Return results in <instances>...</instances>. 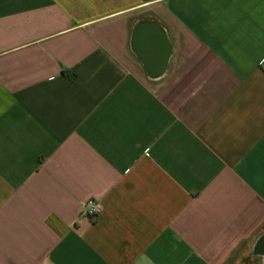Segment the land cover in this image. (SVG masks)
<instances>
[{"label":"crops","instance_id":"0c3cea01","mask_svg":"<svg viewBox=\"0 0 264 264\" xmlns=\"http://www.w3.org/2000/svg\"><path fill=\"white\" fill-rule=\"evenodd\" d=\"M263 58L264 0H0V264H264Z\"/></svg>","mask_w":264,"mask_h":264},{"label":"built area","instance_id":"2783aa9c","mask_svg":"<svg viewBox=\"0 0 264 264\" xmlns=\"http://www.w3.org/2000/svg\"><path fill=\"white\" fill-rule=\"evenodd\" d=\"M262 66L264 67V58L262 62ZM102 211V204L97 200L90 199L84 204V215L90 219H95L99 216Z\"/></svg>","mask_w":264,"mask_h":264}]
</instances>
